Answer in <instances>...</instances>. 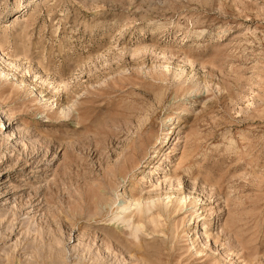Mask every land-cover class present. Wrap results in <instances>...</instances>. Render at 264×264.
Wrapping results in <instances>:
<instances>
[{
    "label": "rangeland",
    "instance_id": "obj_1",
    "mask_svg": "<svg viewBox=\"0 0 264 264\" xmlns=\"http://www.w3.org/2000/svg\"><path fill=\"white\" fill-rule=\"evenodd\" d=\"M0 264H264V0H0Z\"/></svg>",
    "mask_w": 264,
    "mask_h": 264
},
{
    "label": "bare ground",
    "instance_id": "obj_2",
    "mask_svg": "<svg viewBox=\"0 0 264 264\" xmlns=\"http://www.w3.org/2000/svg\"><path fill=\"white\" fill-rule=\"evenodd\" d=\"M159 154V153H158ZM157 158V157H156ZM136 206V205H135ZM133 207V205L131 204V203H129V205H126V206H122L121 207V210L122 211H128V210H131V208ZM166 210V209H165ZM169 214V213H168ZM121 219H123V218H121ZM119 221V220H118ZM120 222V221H119ZM198 222V221H197ZM118 223V222H117ZM130 224V223H129ZM132 226V225H131ZM137 229V228H136ZM136 229H135V231H136ZM142 230V229H141ZM142 232V231H141ZM135 233H138V232H135ZM71 240V239H70Z\"/></svg>",
    "mask_w": 264,
    "mask_h": 264
}]
</instances>
